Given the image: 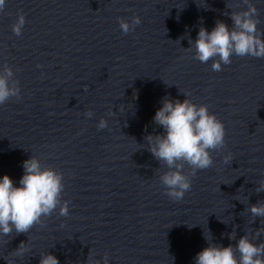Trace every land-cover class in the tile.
I'll return each instance as SVG.
<instances>
[{
	"label": "clouds",
	"instance_id": "clouds-1",
	"mask_svg": "<svg viewBox=\"0 0 264 264\" xmlns=\"http://www.w3.org/2000/svg\"><path fill=\"white\" fill-rule=\"evenodd\" d=\"M242 3L247 5L246 10L231 11L228 14L232 20L231 27L217 20L211 31L200 27L197 38L194 41L191 38L188 40V49L191 51L194 48V59L201 63L212 60L213 71H222V65L231 64L233 55L264 58V33L257 27L260 23L258 10L251 0H242ZM4 8L5 0H0V11ZM25 23V15L20 11L12 25V32L16 36L22 35ZM118 23L126 35L135 30L141 19L136 15L130 21L121 17ZM20 94L19 81L14 78L13 69L4 65L0 70V105L6 104L13 97L19 98ZM161 104L153 122L163 132L148 135L145 139L149 145L148 151L169 169L159 178L166 189V195L173 201H179L191 189V178L197 170L212 167L214 161L210 150L218 151L225 146L226 131L223 122L209 112L207 105H197L188 98L181 101L168 97H164ZM109 114H112L111 110ZM85 115L91 118L94 114L89 110ZM107 126V120L101 117L98 129ZM223 159L228 164L233 158L229 154ZM185 164L191 169L190 175L183 171ZM22 166L24 174L19 180V186L8 175L0 177V235L8 236L13 231L17 234L28 233L35 225L43 224L42 218L50 216L58 206L60 216L69 215V202L61 199L65 187L63 173L52 167H43L33 155L23 161ZM255 191H264V182ZM247 211L254 218H264V202L250 205ZM260 231H264V228L258 230L257 236ZM204 238L208 246L197 253L195 264H264V242L254 243L248 234L241 236L235 246L210 242L205 234ZM229 238L236 239L233 233ZM27 251L26 243L22 242L13 254L22 259ZM40 257L39 264H60L51 253ZM86 264L101 262L88 255ZM103 264H108L107 254Z\"/></svg>",
	"mask_w": 264,
	"mask_h": 264
}]
</instances>
